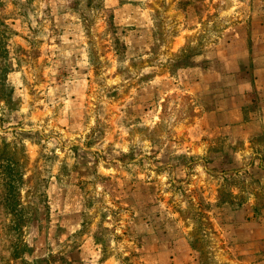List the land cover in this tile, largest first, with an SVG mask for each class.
<instances>
[{
	"label": "rangeland",
	"instance_id": "obj_1",
	"mask_svg": "<svg viewBox=\"0 0 264 264\" xmlns=\"http://www.w3.org/2000/svg\"><path fill=\"white\" fill-rule=\"evenodd\" d=\"M140 6L0 0V264H264V0Z\"/></svg>",
	"mask_w": 264,
	"mask_h": 264
},
{
	"label": "crops",
	"instance_id": "obj_2",
	"mask_svg": "<svg viewBox=\"0 0 264 264\" xmlns=\"http://www.w3.org/2000/svg\"><path fill=\"white\" fill-rule=\"evenodd\" d=\"M146 1L149 4L150 2L154 4V0H104V5L106 8L114 9V17L118 22L125 21L126 24H135V22H140L142 18L146 23L145 25H147L150 18L147 19V12L142 14L140 6L142 3L146 4ZM188 19L190 26H194L195 13L194 10L191 11V8H188ZM229 32H231V29L226 30V34ZM228 37L219 44L217 53L228 51L230 58H232L231 63L239 64L245 59L250 61L254 69L251 81L256 82L258 88L264 89V35L258 33V30H254L251 36V45L245 43L243 39H239L237 32H233V35ZM178 44H180V41H178ZM237 70L240 72V68Z\"/></svg>",
	"mask_w": 264,
	"mask_h": 264
},
{
	"label": "trees",
	"instance_id": "obj_3",
	"mask_svg": "<svg viewBox=\"0 0 264 264\" xmlns=\"http://www.w3.org/2000/svg\"><path fill=\"white\" fill-rule=\"evenodd\" d=\"M1 87L4 88V87H6V85L3 83V84L1 85ZM10 94H11V92H9V97H10ZM8 166H9V165H8ZM8 184H9V186H12L13 182L9 181ZM11 188H13V187H11ZM11 207H13V209L16 208V206H11ZM14 257L17 258L18 256H16V254H15Z\"/></svg>",
	"mask_w": 264,
	"mask_h": 264
}]
</instances>
